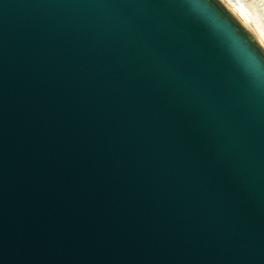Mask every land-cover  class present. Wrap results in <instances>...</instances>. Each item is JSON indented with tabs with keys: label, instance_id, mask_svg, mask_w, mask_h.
Returning a JSON list of instances; mask_svg holds the SVG:
<instances>
[{
	"label": "water",
	"instance_id": "water-1",
	"mask_svg": "<svg viewBox=\"0 0 264 264\" xmlns=\"http://www.w3.org/2000/svg\"><path fill=\"white\" fill-rule=\"evenodd\" d=\"M223 0H0V264H264V46Z\"/></svg>",
	"mask_w": 264,
	"mask_h": 264
},
{
	"label": "bare ground",
	"instance_id": "bare-ground-1",
	"mask_svg": "<svg viewBox=\"0 0 264 264\" xmlns=\"http://www.w3.org/2000/svg\"><path fill=\"white\" fill-rule=\"evenodd\" d=\"M229 10L251 31L264 41V13L257 0H223ZM242 16V17H241ZM244 19V20H243ZM248 25H247V24ZM251 27H250V26ZM252 28V29H251Z\"/></svg>",
	"mask_w": 264,
	"mask_h": 264
},
{
	"label": "rangeland",
	"instance_id": "rangeland-1",
	"mask_svg": "<svg viewBox=\"0 0 264 264\" xmlns=\"http://www.w3.org/2000/svg\"><path fill=\"white\" fill-rule=\"evenodd\" d=\"M259 1V4L261 6V9L263 10V13H264V0H257ZM242 17V16H241ZM244 20V19H243ZM247 24V23H246ZM248 25V24H247ZM250 26V25H249ZM251 27V26H250ZM252 29V28H251ZM254 31V30H253ZM255 32V31H254ZM256 34V33H255ZM257 35V34H256ZM258 37V36H257ZM259 38V37H258ZM261 43L263 44L264 46V41H261Z\"/></svg>",
	"mask_w": 264,
	"mask_h": 264
}]
</instances>
